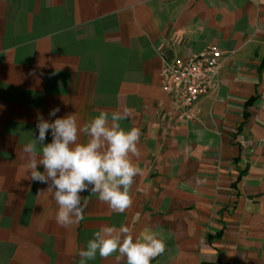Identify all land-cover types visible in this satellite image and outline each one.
<instances>
[{
	"label": "crops",
	"instance_id": "0c3cea01",
	"mask_svg": "<svg viewBox=\"0 0 264 264\" xmlns=\"http://www.w3.org/2000/svg\"><path fill=\"white\" fill-rule=\"evenodd\" d=\"M212 46L218 84L178 119L164 59ZM124 108L121 126L141 132L131 207L82 192L84 219L60 226L48 185L24 173L38 115L82 126ZM121 225L163 237L151 264H264V0H0V264H80L96 231Z\"/></svg>",
	"mask_w": 264,
	"mask_h": 264
},
{
	"label": "clouds",
	"instance_id": "9594fccd",
	"mask_svg": "<svg viewBox=\"0 0 264 264\" xmlns=\"http://www.w3.org/2000/svg\"><path fill=\"white\" fill-rule=\"evenodd\" d=\"M58 111V107L53 108L49 115L56 116ZM130 118L128 108L111 115L101 111L82 126L73 114L51 122L38 115V136L24 146V173H29L26 179L48 185L41 192H47L58 205L57 224L68 227L84 219L87 201L82 203V192L95 194L115 213L131 207V189L142 170L133 162V157L139 155L140 129L133 126L125 130L121 126L122 121ZM49 130L51 142L44 143ZM81 136L86 139L81 140ZM37 145L41 146L39 150ZM38 165L43 166V171L38 170ZM165 250L163 237L155 231L145 230L134 239L127 226H103L79 256L80 264L97 255L107 259L114 253L125 257L126 264H151Z\"/></svg>",
	"mask_w": 264,
	"mask_h": 264
},
{
	"label": "built area",
	"instance_id": "2783aa9c",
	"mask_svg": "<svg viewBox=\"0 0 264 264\" xmlns=\"http://www.w3.org/2000/svg\"><path fill=\"white\" fill-rule=\"evenodd\" d=\"M222 51L208 47L187 56L164 59L159 71L160 88L174 104L175 117L180 119L202 96L218 84Z\"/></svg>",
	"mask_w": 264,
	"mask_h": 264
}]
</instances>
